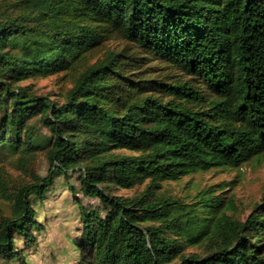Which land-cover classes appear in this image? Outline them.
<instances>
[{
	"label": "trees",
	"instance_id": "trees-1",
	"mask_svg": "<svg viewBox=\"0 0 264 264\" xmlns=\"http://www.w3.org/2000/svg\"><path fill=\"white\" fill-rule=\"evenodd\" d=\"M113 34L198 84L162 81L121 50L91 62ZM60 72L73 84L59 99L23 84ZM42 150L44 175L11 187L0 167L12 203L0 264L28 263L37 206L72 173L100 201L80 205L79 264H264V189L244 218L223 183L187 198L164 189L264 160V0H0V159L27 170Z\"/></svg>",
	"mask_w": 264,
	"mask_h": 264
},
{
	"label": "rangeland",
	"instance_id": "rangeland-1",
	"mask_svg": "<svg viewBox=\"0 0 264 264\" xmlns=\"http://www.w3.org/2000/svg\"><path fill=\"white\" fill-rule=\"evenodd\" d=\"M108 49L121 50L123 54L139 56L135 62L136 67L146 73L152 72L160 80L174 82L179 80H191L198 84L197 80L190 79L168 62L153 57L137 46L135 42L126 40L113 34L91 55L90 60L95 61L103 57ZM33 83L34 89L39 94H45L53 99H59L73 84V77L60 72L45 78H34L23 84ZM159 93V91H154ZM36 130L47 135L48 130L42 126L41 121L34 119ZM18 155L4 153L0 159V167L3 178L8 186L18 182L31 180L30 172L44 175L47 173L49 161L45 150L39 151L35 159L28 164V169L20 167L17 162ZM68 183L75 186L77 194L68 187ZM225 184L226 195L235 198V212L241 217L251 210V207L260 199L264 189V160H252L239 169H212L209 171L195 172L184 176L178 181H167L164 189L176 196L185 197L194 194L198 189L211 184ZM136 189H119L118 193L132 195ZM98 198L85 196L81 192V182L78 173H72L69 179L60 176L56 185L48 194L47 199L37 206L39 210L38 220L41 221L43 231H35L37 243L27 251V264H79V249L77 239L81 232L80 205L97 206ZM12 213V203L2 198L0 191V216ZM20 246L24 245L22 239H18ZM19 264V263H15Z\"/></svg>",
	"mask_w": 264,
	"mask_h": 264
}]
</instances>
